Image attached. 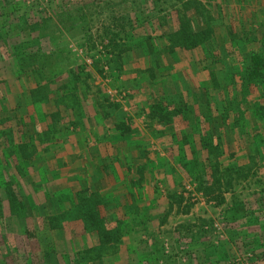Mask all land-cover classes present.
Segmentation results:
<instances>
[{"label": "rangeland", "instance_id": "rangeland-1", "mask_svg": "<svg viewBox=\"0 0 264 264\" xmlns=\"http://www.w3.org/2000/svg\"><path fill=\"white\" fill-rule=\"evenodd\" d=\"M85 1L0 0V215L7 217L5 224L36 226L42 242L52 240L68 253L48 254L39 264H264V0H142L141 8L131 7L139 15L135 22H118L124 39L120 32L114 36L115 21L91 13L81 6ZM147 4L153 5L154 20L146 25ZM163 22L171 28V42L204 41L202 49L218 52V69L208 66L212 58L204 49L187 54L211 69L215 82L202 96L216 108L218 125H226L203 134L202 150L189 143L190 136L188 150L181 141L176 151L167 146L172 164L154 165L147 174L140 167L132 174L121 154L115 164H104L103 158L93 163L91 144L113 137L112 128L120 125L109 124L110 115L98 110L89 123L69 120L55 81L67 73L69 89L79 92L88 85L103 98L102 80L117 73L110 66L118 58L113 49L135 43L125 27L151 31ZM112 42H118L113 49ZM249 53L263 55L257 74L250 73ZM73 94L65 101L75 106ZM165 100L155 98L149 110L162 117L186 109ZM225 127L233 128L228 142L220 133ZM98 128L112 130L99 134ZM187 151L186 161L181 157ZM17 245L16 256L30 260Z\"/></svg>", "mask_w": 264, "mask_h": 264}, {"label": "crops", "instance_id": "crops-1", "mask_svg": "<svg viewBox=\"0 0 264 264\" xmlns=\"http://www.w3.org/2000/svg\"><path fill=\"white\" fill-rule=\"evenodd\" d=\"M154 2L156 3L157 0H154ZM142 5H144L142 0H86L84 5L82 4L81 6L88 8L92 11L91 13L96 12L98 15H103L105 22L109 20L115 21L116 31L114 32L117 33H114V36L116 37L123 31L118 22H135L139 15L136 10L132 11L131 7L139 6L141 8ZM147 5L150 12L147 14L146 25L154 20L151 8L153 5L151 7L149 4ZM180 9L181 7L178 8L179 11ZM165 14L166 16L170 15L167 12ZM81 16L85 20H91V17L86 15L85 12ZM137 26L133 24L131 29H128L127 26L125 27L126 33L130 34L133 42H135L131 43L133 44L131 48L117 51V47L116 49L113 48L118 42H112V52L114 54L117 53L118 56L116 55V57L118 58H116L115 62H111L110 66L114 70L113 73H117L115 78L108 79V81L106 79L102 80L104 87L103 98L106 101H102L103 98H99L98 95L95 96L92 92L93 89L90 88L91 86L88 87V85L87 88L86 86L78 88L79 92H76V89H69L70 78L67 73L61 74V77L55 83L58 84L57 88L58 93L61 95V103H66L65 110L66 114L69 115V120L74 121V118H76L80 119L77 120L79 123L81 120L89 123L92 117L91 113L98 110V114L108 113L110 115L107 118L109 124L120 125H114L115 128L111 127L115 129V132H111L112 129L98 128L102 132L99 134L111 132V134L114 133V136H108L106 141L91 144L94 147L90 149V161L94 163L103 158L104 164H115L117 155L121 154L122 159L128 161L132 166V174H136L134 169L138 172V167L141 168L142 173L147 174L150 172L149 168L154 165L160 164L168 167L172 164L170 154H166L167 146L171 150L176 151V148H179L178 141H181L184 149L188 150L187 137L190 136L189 143H193L196 150H202L203 134L210 132L211 127L220 128V126L226 124L218 125L217 115L214 111L216 108H213L212 102L206 103L202 96L206 91L205 87L212 91L215 79L213 75L208 74V70L210 68L218 69L217 67L221 65L215 56L218 52L203 48L205 50L204 55L206 56L207 54L208 57L212 58L210 65L208 64L209 68L202 65L203 59L198 56H192L190 53L187 54L189 51L195 50L197 52L200 48L202 49L204 45L202 42L204 41L193 46L185 45L183 41H179L178 44L171 42L167 36L171 32V28L167 27V25L165 26L164 22L161 27H156L151 31H147L146 27L143 28L141 26L140 28ZM155 33L160 36L154 38L153 34ZM124 36L126 37V35ZM124 36L121 39H124ZM171 37H173V34ZM126 59H130V61H126ZM162 76L165 77V81L157 78ZM91 82H94L93 79L88 80L87 84L91 85ZM172 87L174 90L171 89ZM67 89L70 91L64 93ZM27 90L25 101L29 97ZM111 91L113 92L112 94L110 93ZM73 93L75 94V100H78L75 106L72 105V101H65V97L68 95L72 96ZM155 98L159 100L166 99L165 101L170 103L175 109L183 106L186 109L178 113L166 112L161 117L158 115L161 114L160 112L149 110V106ZM105 102L109 107L105 108V105H103ZM75 110L78 113H75ZM116 113L118 115H115ZM115 116H117L118 120ZM160 118H162V121L158 122ZM164 119L167 120L165 121ZM70 123L67 122V124ZM232 129V127L231 129L230 127H225V129L220 130V133L226 135V142L230 140L227 133L232 132ZM224 146L227 148L228 144ZM145 150H147V154L142 153ZM151 150L153 152L155 150L156 153L151 152ZM125 157L127 158L125 159ZM181 158L186 161L189 160L188 151ZM165 161L169 162L165 164ZM186 161L184 164L190 165ZM102 173H98L99 176L103 175ZM5 221H8L7 217L0 215V234L3 238L0 237V247L2 249L4 247L5 249L8 248L5 253L8 257H5V259L8 260L9 258V263L39 264V261L48 254H54L59 258L68 254L66 250L61 251V247L52 240L46 243L42 242V238L38 234L40 228L37 230L36 226H24L22 224L18 229H14L11 225L5 224ZM15 244H18L16 248L26 250V255L30 256L31 259L27 262L21 261L16 256L18 253H15V249H13Z\"/></svg>", "mask_w": 264, "mask_h": 264}, {"label": "trees", "instance_id": "trees-1", "mask_svg": "<svg viewBox=\"0 0 264 264\" xmlns=\"http://www.w3.org/2000/svg\"><path fill=\"white\" fill-rule=\"evenodd\" d=\"M261 55H262L261 53H257V54L252 53V54L249 55L250 60L252 62V68H253V69L250 70L251 74L259 73V69L262 66V62H263V60H262L263 59L262 58L263 55L262 56ZM7 250H8V248L5 249V247H4L2 249L0 247V256H1L0 257V264H11V263H9V261L7 259H5V257H8L7 254L5 255Z\"/></svg>", "mask_w": 264, "mask_h": 264}, {"label": "built area", "instance_id": "built-area-1", "mask_svg": "<svg viewBox=\"0 0 264 264\" xmlns=\"http://www.w3.org/2000/svg\"><path fill=\"white\" fill-rule=\"evenodd\" d=\"M110 93L112 94L113 92L111 91Z\"/></svg>", "mask_w": 264, "mask_h": 264}]
</instances>
